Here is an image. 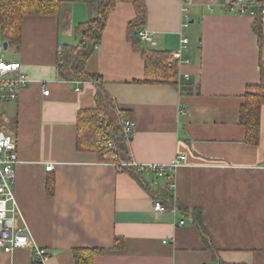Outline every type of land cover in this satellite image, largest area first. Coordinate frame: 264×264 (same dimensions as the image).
Listing matches in <instances>:
<instances>
[{"label":"crops","instance_id":"obj_1","mask_svg":"<svg viewBox=\"0 0 264 264\" xmlns=\"http://www.w3.org/2000/svg\"><path fill=\"white\" fill-rule=\"evenodd\" d=\"M145 1L143 30L153 37L146 46L172 52L183 36L189 40L182 51L189 62L178 65L176 84L136 82L145 77V62L128 40L130 2L110 14L86 71L102 77L125 121L134 122L132 161L167 164L178 153L187 156L168 188L174 205L155 209L156 201L165 202L158 193L169 178L151 171L137 177L97 151L77 148V116L95 107L96 86L61 79L57 59L63 45L78 43L76 27L96 12L63 0L57 16H26L20 44L5 48L14 51L6 60L19 62L30 80L16 100L0 103V128L13 136L19 155L16 223L48 249L46 264H75L78 247L104 249L93 264H216L214 254L225 264H264V106L257 145L245 142L239 122L246 86L260 80L264 23L260 40L256 16L228 10L234 0ZM5 42L0 24V48ZM116 237L124 240L120 249ZM34 258V248L0 249V264H35Z\"/></svg>","mask_w":264,"mask_h":264},{"label":"trees","instance_id":"obj_2","mask_svg":"<svg viewBox=\"0 0 264 264\" xmlns=\"http://www.w3.org/2000/svg\"><path fill=\"white\" fill-rule=\"evenodd\" d=\"M83 2L96 16L76 27L78 43L63 45L57 59L58 75L64 81H92L96 86L95 107L79 111L77 116V148L83 151H97L102 161L114 163L120 171H128L135 176L149 171H138L135 167L122 165L132 161L130 142L131 137L124 134L125 119L123 112L115 99L105 87L102 77L98 74H89L86 64L90 56L101 44L103 32L110 14L120 2H130L135 8V17L128 23V40L133 48L139 51L145 62V77L139 83H171L176 84L178 79L177 61L169 65L171 52L157 50L146 46L140 39L139 33L147 21V5L145 0H71ZM63 0H0L1 34L10 46L19 45L22 39L23 20L26 16H57L61 12ZM258 12L255 22V31L262 40V20ZM260 80L258 83L246 86L244 102L239 110V122L245 128V142L257 145L261 137V113L264 106V60H260ZM183 92H186L183 90ZM105 134L108 140H113L115 147L107 152V160L102 158L99 148V137ZM117 159L113 158V155ZM121 162V163H120ZM120 163V164H119ZM141 176V175H140ZM167 178H169L167 176ZM169 178V184H170ZM169 184L158 196L163 199L165 206H173V197L168 192ZM54 180L49 178L48 192H54ZM168 205V206H167ZM181 213L189 211L184 205L177 207ZM196 224L201 226L199 210H194ZM124 240L115 239V248L120 249ZM105 252L104 249L78 247L73 250L75 264H93L96 255ZM213 259L216 264H225L217 254Z\"/></svg>","mask_w":264,"mask_h":264},{"label":"built area","instance_id":"obj_3","mask_svg":"<svg viewBox=\"0 0 264 264\" xmlns=\"http://www.w3.org/2000/svg\"><path fill=\"white\" fill-rule=\"evenodd\" d=\"M188 3H185L184 11H188ZM231 13L236 15H254L260 12V17L264 23V4L259 0H234L227 6ZM188 26V21L184 23ZM140 39L146 43H152L153 37L150 32L140 31ZM188 38L183 36L181 39V48L170 53L171 59L169 65L177 61L178 65L188 63V59H183L182 51L186 49ZM4 45L0 48V103L9 100H16L20 91L28 83V77L21 71V64L16 61H8L5 57ZM79 90V89H77ZM50 90L45 89L44 95H49ZM134 122L125 121L124 134L130 136L133 131ZM115 147L113 140H108L105 134L99 137V148L102 158L107 160V152ZM117 159L114 154L112 156ZM187 156L184 153H178L174 159L167 164H149L140 165L135 161L123 162L122 165L135 167L138 171L149 170L157 177H169V188L174 189V176L177 169L186 163ZM106 162V161H105ZM19 163L17 143L13 136L0 128V249L6 253H12L20 248H34V263L46 264L49 259V251L46 248L34 245L29 229L25 224L17 225L16 214L19 212L17 200L15 197L13 182L15 179V167ZM111 163V162H110ZM119 163V164H120ZM114 164V163H113ZM54 165L46 166L47 171H53ZM155 209L166 211V207L161 201L155 202ZM183 222H181L182 224Z\"/></svg>","mask_w":264,"mask_h":264},{"label":"rangeland","instance_id":"obj_4","mask_svg":"<svg viewBox=\"0 0 264 264\" xmlns=\"http://www.w3.org/2000/svg\"><path fill=\"white\" fill-rule=\"evenodd\" d=\"M93 18H94V17H93ZM5 55H6V58H7L8 60H13V57H14V51H12V49L10 48V49H8V50L5 52ZM154 175H155L156 178H159V177H157L156 174H154Z\"/></svg>","mask_w":264,"mask_h":264},{"label":"water","instance_id":"obj_5","mask_svg":"<svg viewBox=\"0 0 264 264\" xmlns=\"http://www.w3.org/2000/svg\"><path fill=\"white\" fill-rule=\"evenodd\" d=\"M4 46H5V48L7 49V47H8V44H7V42H5Z\"/></svg>","mask_w":264,"mask_h":264}]
</instances>
